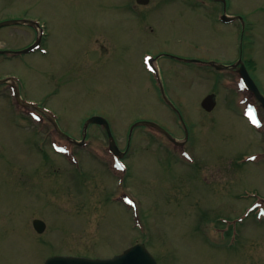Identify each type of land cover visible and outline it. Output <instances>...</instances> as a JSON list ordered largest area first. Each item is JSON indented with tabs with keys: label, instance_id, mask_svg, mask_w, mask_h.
Instances as JSON below:
<instances>
[{
	"label": "rangeland",
	"instance_id": "rangeland-1",
	"mask_svg": "<svg viewBox=\"0 0 264 264\" xmlns=\"http://www.w3.org/2000/svg\"><path fill=\"white\" fill-rule=\"evenodd\" d=\"M130 1L0 0V23H38L45 50L0 55V81L15 79L26 102L47 106L78 141L89 118L106 119L130 167L116 168L101 127L69 146L0 86V264L106 259L138 243L159 264H264V111L235 70L206 65L251 59L264 95V0H151L132 13ZM222 10L241 26L217 22ZM35 30L0 28V50L26 49ZM180 118L186 147L143 126L129 140L141 121L185 140Z\"/></svg>",
	"mask_w": 264,
	"mask_h": 264
},
{
	"label": "water",
	"instance_id": "water-1",
	"mask_svg": "<svg viewBox=\"0 0 264 264\" xmlns=\"http://www.w3.org/2000/svg\"><path fill=\"white\" fill-rule=\"evenodd\" d=\"M149 0H138L139 4L146 5L148 4ZM19 21L15 22H4L0 23V27L5 26L10 23H17ZM30 50V49H29ZM29 50H25L23 52H28ZM0 53H2L0 51ZM241 76L243 78L244 84L252 90L256 96L264 102V99L260 95L257 87L251 80L247 70L245 69L244 66H242L241 69ZM1 83V82H0ZM18 99L21 103H23L19 97L18 94ZM216 106V100H215V95L211 94L208 95L203 101H202V107L208 111L211 112ZM97 122L100 124H103L109 133V136L111 138V149L115 153H119L118 148L116 147V144L112 138L111 132L109 125L107 121L100 117H93L91 118L88 123L86 124V128L88 127L89 123ZM141 124H147L153 127H156L160 129L165 135H167L170 139H172L174 142H177L171 135H169L165 130L159 128L157 125L150 123V122H140L137 125ZM134 126V127H135ZM85 128V130H86ZM34 227L35 229L39 232L42 233L45 230V223H43L40 220H35L34 221ZM45 264H158L155 258L151 255V253L147 250L146 246L144 244H138L134 247H131L130 249L124 251L121 255H117L111 259H88V258H83V257H70V256H56L48 259Z\"/></svg>",
	"mask_w": 264,
	"mask_h": 264
},
{
	"label": "flooded vegetation",
	"instance_id": "flooded-vegetation-1",
	"mask_svg": "<svg viewBox=\"0 0 264 264\" xmlns=\"http://www.w3.org/2000/svg\"><path fill=\"white\" fill-rule=\"evenodd\" d=\"M210 1H214L215 3H217L218 2V0H210ZM134 2H135V4H134ZM134 2H132V1H130V11H131V13H132V11L133 10H137L138 8V5L136 4V0L134 1ZM220 3L222 4V7L225 5V6H227V3H225L224 2V0H221L220 1ZM123 7V6H122ZM121 7V8H122ZM214 9H216L215 7L212 9V10H214ZM226 12V11H225ZM224 11H223V13H225ZM214 19L216 20V17L214 16Z\"/></svg>",
	"mask_w": 264,
	"mask_h": 264
}]
</instances>
